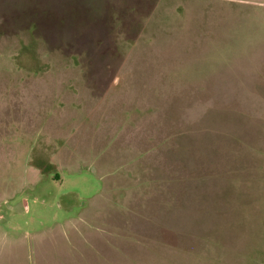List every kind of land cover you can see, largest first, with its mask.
<instances>
[{"label": "rangeland", "instance_id": "rangeland-1", "mask_svg": "<svg viewBox=\"0 0 264 264\" xmlns=\"http://www.w3.org/2000/svg\"><path fill=\"white\" fill-rule=\"evenodd\" d=\"M0 264H264V0H0Z\"/></svg>", "mask_w": 264, "mask_h": 264}]
</instances>
